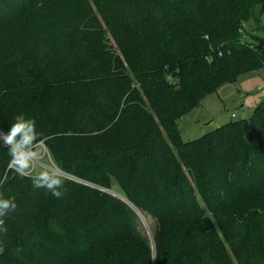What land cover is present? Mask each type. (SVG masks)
I'll list each match as a JSON object with an SVG mask.
<instances>
[{"label":"trees","instance_id":"16d2710c","mask_svg":"<svg viewBox=\"0 0 264 264\" xmlns=\"http://www.w3.org/2000/svg\"><path fill=\"white\" fill-rule=\"evenodd\" d=\"M93 3L0 0V130L21 113L34 119L75 178L61 199L33 189L0 143L3 191L18 205L0 264H264V101L192 141L180 128L207 92L264 66V28L261 50L241 43L264 0ZM210 8L212 25L197 27ZM109 32L122 47L130 34L128 66ZM33 35L44 40L35 51ZM140 213L157 221L153 243Z\"/></svg>","mask_w":264,"mask_h":264},{"label":"rangeland","instance_id":"374dc122","mask_svg":"<svg viewBox=\"0 0 264 264\" xmlns=\"http://www.w3.org/2000/svg\"><path fill=\"white\" fill-rule=\"evenodd\" d=\"M88 1L92 6H94L93 0ZM135 1L143 2L144 0ZM54 5L55 3L52 4L49 10L54 9ZM214 10L215 8H210L202 13L198 18L197 27L199 25L206 24L212 25L215 18ZM98 19L103 28H106L107 26L103 17L98 15ZM263 28L264 13L261 15L257 14L255 19L252 18L248 21H244L242 24L243 33L241 37V43H243V40H247L251 42L250 45L252 50H257L258 48V50H261L260 47L262 46L261 40H263V38H261L263 37ZM215 29L220 31L222 27L216 26ZM54 30L56 29H53V31ZM129 35L130 34L127 33L123 37V47L118 44L111 32H109L107 35V46L109 47L110 52L113 55L121 56L125 67L128 66V64L123 58V53L126 54L127 52H130L129 47L131 46V43L128 44L125 42L127 38L130 37ZM63 37L65 39L71 40V42L75 44L77 42V38L72 35L63 34ZM52 39L56 40L54 33H48L47 40ZM43 42V39H38L37 35H33L28 45H30V49L35 51L34 49L38 46V44H42ZM129 55L131 56L132 64L135 66L138 65L139 62L137 57L132 56L130 53ZM109 66L110 64L108 67ZM119 73L120 71L115 70V72L112 74L116 76L119 75ZM133 74L135 73L133 72ZM104 75L105 73L102 76ZM134 82L137 83L136 80H134ZM246 100L248 103L246 109L244 110L242 109V105ZM262 101H264V66L258 72H246L241 74L235 81L224 82L215 92H207L203 97L200 106L194 108L180 121L182 139L184 141H192L207 132L222 128L227 122L249 118L255 108L260 105ZM233 114H235L236 117H232ZM0 132L5 133L2 130H0ZM41 147L44 151V155L42 160L38 162L37 167L33 170V174H37L39 171L43 170L44 167L51 168L56 166L45 145H42ZM67 177L75 179L70 175ZM97 189L102 190L101 188ZM110 193L121 196L117 187H115ZM139 215L141 217L139 230L153 243L158 227L157 221L149 215L143 216L141 213Z\"/></svg>","mask_w":264,"mask_h":264},{"label":"clouds","instance_id":"9594fccd","mask_svg":"<svg viewBox=\"0 0 264 264\" xmlns=\"http://www.w3.org/2000/svg\"><path fill=\"white\" fill-rule=\"evenodd\" d=\"M6 133L0 132V143L8 148L10 157L8 168L13 170L20 178H28L32 181L33 189H44L52 197L61 199L65 195V183L68 173L60 166L44 167L37 174L33 170L42 160L44 141L41 133L36 130V121L26 118L23 113L14 117ZM4 181L0 180V233H6V218L17 210L16 197L5 195L3 191ZM254 211H261L259 208ZM4 252V241L0 238V254Z\"/></svg>","mask_w":264,"mask_h":264},{"label":"built area","instance_id":"2783aa9c","mask_svg":"<svg viewBox=\"0 0 264 264\" xmlns=\"http://www.w3.org/2000/svg\"><path fill=\"white\" fill-rule=\"evenodd\" d=\"M247 103H248V102H247V100H246V101L244 102V104L242 105V109H244V110L246 109ZM232 117H236V115L233 114Z\"/></svg>","mask_w":264,"mask_h":264}]
</instances>
